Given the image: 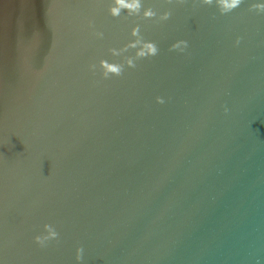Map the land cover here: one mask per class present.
<instances>
[{
	"label": "water",
	"instance_id": "water-1",
	"mask_svg": "<svg viewBox=\"0 0 264 264\" xmlns=\"http://www.w3.org/2000/svg\"><path fill=\"white\" fill-rule=\"evenodd\" d=\"M262 2L0 0V264H264Z\"/></svg>",
	"mask_w": 264,
	"mask_h": 264
},
{
	"label": "clouds",
	"instance_id": "clouds-1",
	"mask_svg": "<svg viewBox=\"0 0 264 264\" xmlns=\"http://www.w3.org/2000/svg\"><path fill=\"white\" fill-rule=\"evenodd\" d=\"M205 2L211 3V0H205ZM222 2L225 4L226 8L231 9V8H235L240 3V0H222ZM258 7L261 9H264V2H262ZM226 111H227V109H226ZM45 239H47V238H45ZM40 243L43 244L44 241L41 240ZM79 251L82 252V249H80Z\"/></svg>",
	"mask_w": 264,
	"mask_h": 264
}]
</instances>
